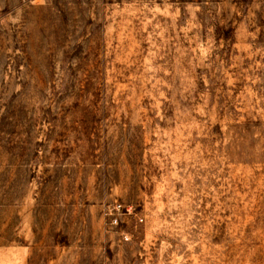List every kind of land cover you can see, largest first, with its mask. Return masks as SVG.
Returning a JSON list of instances; mask_svg holds the SVG:
<instances>
[{
    "label": "rangeland",
    "instance_id": "obj_1",
    "mask_svg": "<svg viewBox=\"0 0 264 264\" xmlns=\"http://www.w3.org/2000/svg\"><path fill=\"white\" fill-rule=\"evenodd\" d=\"M0 264H264V0H0Z\"/></svg>",
    "mask_w": 264,
    "mask_h": 264
}]
</instances>
